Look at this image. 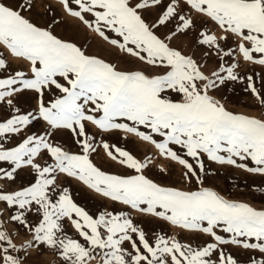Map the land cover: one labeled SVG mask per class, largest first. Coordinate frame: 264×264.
Listing matches in <instances>:
<instances>
[{
    "label": "snow or ice",
    "instance_id": "snow-or-ice-1",
    "mask_svg": "<svg viewBox=\"0 0 264 264\" xmlns=\"http://www.w3.org/2000/svg\"><path fill=\"white\" fill-rule=\"evenodd\" d=\"M56 3L117 55L0 0V264H264V207L208 186L209 164L264 177V0Z\"/></svg>",
    "mask_w": 264,
    "mask_h": 264
},
{
    "label": "rangeland",
    "instance_id": "rangeland-1",
    "mask_svg": "<svg viewBox=\"0 0 264 264\" xmlns=\"http://www.w3.org/2000/svg\"><path fill=\"white\" fill-rule=\"evenodd\" d=\"M37 4V8L33 11V16L36 18L37 23L44 24L50 20L53 15H55L58 20L62 21L59 27L54 25L58 35L65 38L76 37L80 42H86L85 46L89 47L91 53L93 54H101L106 58H112L117 55L110 48H108V46H101L100 42L91 33L87 32L86 29L80 26L78 21L64 15L59 5L56 3V0H37ZM39 4H44V8L39 7ZM49 4L52 5L55 11L54 13L49 12L46 14L45 8H47ZM248 68H251V66H246V70ZM242 88V85H235L236 91L234 93H228L231 101L229 104L231 110L250 114L254 111H258L259 109L256 101L250 96V94L243 92ZM40 130V128L32 129V131ZM136 145V150L139 154H143L146 151L149 153H155V149L148 145H143L139 142H136ZM95 159L98 165L105 167L110 165V162L102 159V154L100 157H96ZM111 168L116 170L117 166L111 165ZM209 168L211 169L212 174L208 179V186L215 187V189L221 192V194H224L231 199L244 200L252 203L253 206L257 208L264 207V177L248 174L242 170L232 167H221L214 164H209ZM169 172L170 175L165 177L163 182H176L180 172L179 167L175 164H171L169 165ZM151 175L153 178H157L162 174L159 173L158 167H153ZM61 179L63 181L64 178ZM65 186L70 187L77 203L86 207V209L90 212H95L96 209L102 205H107L109 208L113 207L110 202L101 199L91 192H88L75 181L68 180ZM13 227L14 226H9V231H12ZM172 231L175 232L176 230ZM21 238H23V235ZM52 260L53 256L47 254L46 251L39 257H36V254L33 253V258L29 260V264H49V261Z\"/></svg>",
    "mask_w": 264,
    "mask_h": 264
}]
</instances>
